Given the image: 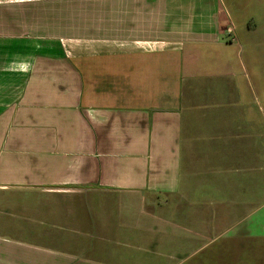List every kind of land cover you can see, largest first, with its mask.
Returning <instances> with one entry per match:
<instances>
[{"label":"crops","instance_id":"crops-1","mask_svg":"<svg viewBox=\"0 0 264 264\" xmlns=\"http://www.w3.org/2000/svg\"><path fill=\"white\" fill-rule=\"evenodd\" d=\"M235 7L0 0V264H264Z\"/></svg>","mask_w":264,"mask_h":264},{"label":"rangeland","instance_id":"rangeland-1","mask_svg":"<svg viewBox=\"0 0 264 264\" xmlns=\"http://www.w3.org/2000/svg\"><path fill=\"white\" fill-rule=\"evenodd\" d=\"M236 1L222 0V5L227 9H232L231 7L236 3V10L233 12L237 15L235 22H233L241 32L239 37L242 47L245 49L242 59L247 64L250 79L258 90V100L264 108V0ZM0 241L15 243V239L10 237L4 240L0 239Z\"/></svg>","mask_w":264,"mask_h":264},{"label":"built area","instance_id":"built-area-1","mask_svg":"<svg viewBox=\"0 0 264 264\" xmlns=\"http://www.w3.org/2000/svg\"><path fill=\"white\" fill-rule=\"evenodd\" d=\"M229 33L232 31V30H227Z\"/></svg>","mask_w":264,"mask_h":264}]
</instances>
